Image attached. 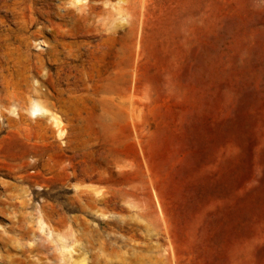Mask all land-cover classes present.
<instances>
[{
	"label": "rangeland",
	"instance_id": "obj_1",
	"mask_svg": "<svg viewBox=\"0 0 264 264\" xmlns=\"http://www.w3.org/2000/svg\"><path fill=\"white\" fill-rule=\"evenodd\" d=\"M97 1L14 34L64 122L0 116V264H264V0Z\"/></svg>",
	"mask_w": 264,
	"mask_h": 264
},
{
	"label": "bare ground",
	"instance_id": "obj_2",
	"mask_svg": "<svg viewBox=\"0 0 264 264\" xmlns=\"http://www.w3.org/2000/svg\"><path fill=\"white\" fill-rule=\"evenodd\" d=\"M71 6L74 8H70ZM100 7L97 0H0V116L3 121H15L7 111L15 115L27 111L29 117L37 121H50L57 128L64 122L51 110L55 103L52 101L53 92L46 85L47 80H31L26 74L21 83L15 80L17 61L13 38L18 32L17 28L24 29L34 24L60 20L74 31L84 29L90 34L95 33L101 31ZM68 85L72 89L71 84ZM56 90L58 99L64 90L60 87ZM101 91L109 93L108 89L102 88ZM41 229L45 228L41 226ZM90 256L93 257L92 261L102 264L95 253H90ZM83 263L86 264L84 261Z\"/></svg>",
	"mask_w": 264,
	"mask_h": 264
}]
</instances>
